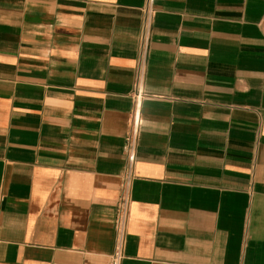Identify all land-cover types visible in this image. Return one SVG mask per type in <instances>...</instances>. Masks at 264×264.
Segmentation results:
<instances>
[{
  "label": "crops",
  "instance_id": "obj_1",
  "mask_svg": "<svg viewBox=\"0 0 264 264\" xmlns=\"http://www.w3.org/2000/svg\"><path fill=\"white\" fill-rule=\"evenodd\" d=\"M147 0H0V264H108ZM122 264H264V0H156Z\"/></svg>",
  "mask_w": 264,
  "mask_h": 264
},
{
  "label": "built area",
  "instance_id": "obj_2",
  "mask_svg": "<svg viewBox=\"0 0 264 264\" xmlns=\"http://www.w3.org/2000/svg\"><path fill=\"white\" fill-rule=\"evenodd\" d=\"M155 1L156 0H147L143 13L139 41L136 88L133 92L134 111L130 118V129L126 136L124 145L126 165L122 176L121 194L116 206L115 246L108 264H122L125 257L124 246L127 237V226L130 214L132 182L135 177L134 169L137 160V147L142 124L141 107L143 97L146 96L142 84L146 73L147 59L152 39V30L157 13Z\"/></svg>",
  "mask_w": 264,
  "mask_h": 264
}]
</instances>
